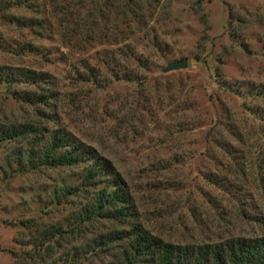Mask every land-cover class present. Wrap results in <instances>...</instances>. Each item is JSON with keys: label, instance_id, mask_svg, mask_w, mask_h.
<instances>
[{"label": "rangeland", "instance_id": "rangeland-1", "mask_svg": "<svg viewBox=\"0 0 264 264\" xmlns=\"http://www.w3.org/2000/svg\"><path fill=\"white\" fill-rule=\"evenodd\" d=\"M109 1L113 11L97 19L96 3L105 8ZM6 2L0 70L24 69L53 84L0 83V127L50 126L93 147L132 190L138 223L167 241L198 245L264 234V0L0 5ZM105 50L148 57V68L129 66L145 81L111 80L96 89L75 79ZM183 60L186 70L164 72ZM218 78L263 93L226 90ZM49 88L57 92L52 121L47 106L20 99ZM19 148L0 143V264H80L67 254L90 242L98 227L57 235L39 251L34 244L45 231H69L66 220L82 198L50 205L49 195L78 185L81 170L19 172L9 166ZM92 254L81 264L113 260L107 248Z\"/></svg>", "mask_w": 264, "mask_h": 264}, {"label": "trees", "instance_id": "trees-1", "mask_svg": "<svg viewBox=\"0 0 264 264\" xmlns=\"http://www.w3.org/2000/svg\"><path fill=\"white\" fill-rule=\"evenodd\" d=\"M24 1V2H23ZM29 0H21L24 4ZM95 6L96 18L103 21L114 9L113 2L105 8ZM11 7L6 2L0 5V12ZM93 8V7H92ZM93 16V14H92ZM95 64H90L85 72L79 73V82L90 83L96 89L106 87L110 82L124 79L133 83L145 81L143 76L130 69L131 64L148 68L150 60L143 54L132 52L126 58L116 56L114 51L97 52ZM217 77H220L217 75ZM0 83L7 87L16 84H53L43 75L24 69L10 74L0 70ZM218 84L226 90L244 92L245 95L260 94L256 87L224 82L218 78ZM46 94H26L20 99L28 104L44 105L50 109L48 118H55L57 92L52 88L44 90ZM54 113V114H52ZM195 127V126H192ZM188 129H193V128ZM15 142L20 148L13 152L9 161L10 168L16 167L19 172L40 170L41 168H74L81 170L79 183L76 186H63L50 192L49 204H63L68 197H81V204L66 220V227L54 231H45L34 244L36 250L47 246L57 235H88L97 227L99 232L86 245L76 246L67 254L71 260L80 264L89 260L104 248L113 252L110 264H264V234L252 238L232 237L225 241L206 244H176L162 237L149 233L138 223V212L133 192L122 176L117 173L111 161L101 156L93 147L78 140L62 129L50 126H35L26 123L18 126L0 127V143ZM15 165V166H14Z\"/></svg>", "mask_w": 264, "mask_h": 264}, {"label": "water", "instance_id": "water-1", "mask_svg": "<svg viewBox=\"0 0 264 264\" xmlns=\"http://www.w3.org/2000/svg\"><path fill=\"white\" fill-rule=\"evenodd\" d=\"M188 60H183L180 62L169 63L167 67L164 69L165 73L186 70L188 68Z\"/></svg>", "mask_w": 264, "mask_h": 264}]
</instances>
